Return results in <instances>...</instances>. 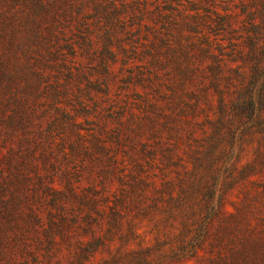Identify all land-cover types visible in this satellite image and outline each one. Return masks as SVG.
<instances>
[{"label":"rangeland","instance_id":"1","mask_svg":"<svg viewBox=\"0 0 264 264\" xmlns=\"http://www.w3.org/2000/svg\"><path fill=\"white\" fill-rule=\"evenodd\" d=\"M0 264H264V0H0Z\"/></svg>","mask_w":264,"mask_h":264}]
</instances>
